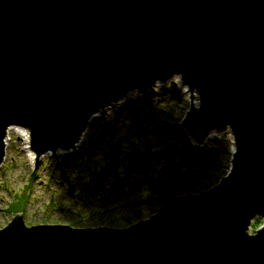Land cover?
Instances as JSON below:
<instances>
[{"label":"water","instance_id":"water-1","mask_svg":"<svg viewBox=\"0 0 264 264\" xmlns=\"http://www.w3.org/2000/svg\"><path fill=\"white\" fill-rule=\"evenodd\" d=\"M178 76L196 143L229 131L230 172L126 229L0 230V264H264V0H0V167L11 127L36 161L71 151L132 90Z\"/></svg>","mask_w":264,"mask_h":264},{"label":"rangeland","instance_id":"rangeland-1","mask_svg":"<svg viewBox=\"0 0 264 264\" xmlns=\"http://www.w3.org/2000/svg\"><path fill=\"white\" fill-rule=\"evenodd\" d=\"M162 83L146 93L129 91L95 115L65 154L36 161L18 132L27 130L11 131L0 167V230L20 214L27 227L126 229L166 201L217 186L232 166L231 133L213 131L196 143L184 121L200 107L198 95L178 76ZM262 229L264 219H256L248 234Z\"/></svg>","mask_w":264,"mask_h":264},{"label":"bare ground","instance_id":"bare-ground-1","mask_svg":"<svg viewBox=\"0 0 264 264\" xmlns=\"http://www.w3.org/2000/svg\"><path fill=\"white\" fill-rule=\"evenodd\" d=\"M163 83L162 82H159L155 87H159L160 85H162ZM130 94L127 95V97L124 99V100H127L129 101L130 100ZM122 101V100H121ZM121 104V103H120ZM119 104V105H120ZM118 105V104H117ZM20 130L21 128H18V127H11L7 130V135H6V140H5V143L8 141V134L11 132V131H14V130ZM19 134L22 136V138L24 139V144H25V150L28 154H30L31 158L34 159V155L31 153L30 151V137H29V134L28 132H24V131H18ZM212 135V133L210 134ZM209 135V137H210ZM7 144V143H6ZM60 152H63L64 154L67 152V151H63V150H59L58 153ZM69 152V151H68Z\"/></svg>","mask_w":264,"mask_h":264},{"label":"built area","instance_id":"built-area-1","mask_svg":"<svg viewBox=\"0 0 264 264\" xmlns=\"http://www.w3.org/2000/svg\"><path fill=\"white\" fill-rule=\"evenodd\" d=\"M6 140V139H5ZM6 144V143H5Z\"/></svg>","mask_w":264,"mask_h":264}]
</instances>
